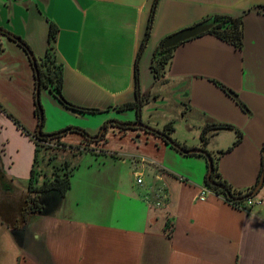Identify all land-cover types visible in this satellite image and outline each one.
<instances>
[{
    "label": "crops",
    "instance_id": "0c3cea01",
    "mask_svg": "<svg viewBox=\"0 0 264 264\" xmlns=\"http://www.w3.org/2000/svg\"><path fill=\"white\" fill-rule=\"evenodd\" d=\"M152 3L0 0V28L23 39L36 58H43L49 47V24L56 26L53 55L62 64L63 97L100 110H71L42 87L43 132L74 125L95 135L106 121L137 118L158 130L171 122L175 130L174 118L167 116L175 103L192 134L171 137L187 149L213 153L228 148L234 130H215V124L228 123L240 131V142L220 156L218 169L232 187L249 188L263 168L264 0H158L138 61L140 92L148 100L139 111L117 109L135 99L134 63ZM215 15L242 17V49L201 34L177 45L165 75L155 79L150 64L161 40ZM0 42L1 166L15 185L28 180L35 145L6 113L27 131L36 130L35 74L23 48L6 36ZM109 129L105 142L88 146L73 137L77 134L65 133L61 141L78 146L74 151L81 159L71 187L51 214L17 229L25 230L13 233L0 223L7 254L0 264H264V196H255L264 184L250 209L232 205L211 189L200 200L197 194L207 170L204 155L182 153L140 129ZM109 136H129L133 147H122L112 157L106 148ZM18 188L24 193L26 187Z\"/></svg>",
    "mask_w": 264,
    "mask_h": 264
},
{
    "label": "trees",
    "instance_id": "16d2710c",
    "mask_svg": "<svg viewBox=\"0 0 264 264\" xmlns=\"http://www.w3.org/2000/svg\"><path fill=\"white\" fill-rule=\"evenodd\" d=\"M157 1L158 0H153L149 19H148L146 34L140 44V48L138 50L135 63H134L135 99L134 101L127 102V103L117 106V109L134 108L137 111H139L140 108L143 106V104L146 103L148 100V96H144L140 92L139 79H138V61H139L141 53L143 52L145 48L146 41L149 36V31L152 25V19H153V15L155 12ZM214 17L217 19H220L221 21L219 24L214 26L212 29H210L206 33H210L216 36L220 40L225 41L226 43H229L235 49L240 51L243 47L242 17L241 16L235 17V16H230V15H215ZM55 35H56V26L53 23H50L49 24V47L46 50L43 58L35 57L36 63H37V70H38V77H39L38 84L40 85V90L42 87L49 88V90L53 93V95L65 107L71 110L78 111V112H89V113L100 112L99 109H90V108H85V107L74 105L68 102L63 97L62 92H61L62 82H63L62 64L58 63L55 59V56L53 55V50H54L53 44L55 40ZM1 36H6L8 39L15 42L18 46L23 48V50L27 54L28 52L32 53L29 45L20 37H17L9 33L3 28H0V37ZM162 41L163 40H161L159 45L156 47L153 53V56H152L151 64H150V69L155 79H159L165 75L166 71L169 68L171 59H172L173 49L175 48V47L166 48V49L160 48ZM2 50L3 48L0 42V53ZM34 74H35V71H34ZM213 81L217 85H219L221 88H223L225 91L227 92L230 91L218 81H215V80ZM36 86H37V82L35 80V88ZM40 108L41 110H43L42 105H40ZM0 109L3 110L1 106H0ZM6 114L8 117L12 119V121L17 125L19 129H21V131L24 134L31 137L35 145L33 163L30 169V175L27 180V185L24 190V196L22 199V203L19 206L18 216L16 219L13 218L12 222H7L5 219H2L0 217V223L4 224L7 228L18 229L22 227L23 224L32 221L33 218L51 214L58 200L65 196V193L71 187V177L73 175V170L75 169V166L72 165L71 158L69 159L65 158L62 155L63 153L62 152L59 153V152L60 151L64 152V151H67L68 149V151L71 154L70 156L72 157L75 155L74 150L79 149V148L78 146L74 147L73 145H68L62 142L61 138L65 135V133L61 134L60 133L61 130L52 132V133L43 132L42 127L44 123V110H43V116H40L39 107L36 104V101H35L34 115L37 119V127L38 125H41L40 126L41 135H37L36 130L33 132L27 131L15 117H13L9 113H6ZM106 123H104L103 125H105ZM111 127H117L119 128V131L131 129L128 127H124L122 125L121 126L111 125ZM66 128L70 129V131H68L69 133H75L79 135L81 138H83L82 142L85 141L86 143H92V142H97L100 140L103 142L106 141L104 137L107 131L103 133L98 140H93L90 138V135H88V133L80 127L67 126ZM221 128L233 129L235 133V139L228 148L217 150L213 153L209 152L213 158V168L211 171H209V166L207 162V170H206L205 177H204V183L206 186H208L211 190H213L217 194L223 195L225 200L231 203L232 205L241 207L247 198L242 199V200H236V198L242 197L245 194L251 192L256 186V184L258 183L261 173L259 174V176L257 177V180L252 186H250L249 188L243 189V190L232 187L221 176L219 169H218V159L220 158L221 155L231 150L241 140L240 131L233 125L228 124V123L215 124V127H214L215 130L221 129ZM140 130H142L143 132L147 134H153L157 136L155 133H152L150 131H146L144 129H140ZM173 130L174 128L171 122L164 125L163 128L161 129V131L170 138H172L171 134L173 133ZM205 133H206L205 129H202L201 135H200L202 143H206V140H207ZM159 138H161L164 142H166L163 137H159ZM175 148L178 151H180L177 147ZM209 179L210 181H213L217 183L218 185H222L223 187L219 188V187L213 186L212 184H210ZM8 181L12 185L13 179H11L10 177H7L5 173L3 172V169L1 166V151H0V184H1V188L5 192H8V191L10 192L12 190V186L10 185V183H8ZM227 193H229L231 196L229 197Z\"/></svg>",
    "mask_w": 264,
    "mask_h": 264
},
{
    "label": "water",
    "instance_id": "95a60500",
    "mask_svg": "<svg viewBox=\"0 0 264 264\" xmlns=\"http://www.w3.org/2000/svg\"><path fill=\"white\" fill-rule=\"evenodd\" d=\"M220 21H221L220 19H217L214 16H212V17L206 18L203 21H200V22H198V23H196V24H194V25H192L190 27H186V28L180 29V30L168 35L167 37H165L163 39L162 43H161L160 48L166 49V48L176 47L177 45H179L180 43H182V42H184V41H186L188 39H191L193 37H197V36H199L201 34L206 33L207 31L212 29L214 26L219 24ZM15 39H17V38H15ZM28 56L30 58L31 64H32L33 69L35 71V80L37 82V86L35 88V101H36V104L39 107L40 116H43V110H41V108H40V105H41L40 104V98H39V96H40V85L38 84L39 77H38L36 58L33 55V53H31V52H28ZM229 93L238 101L237 96L233 92L229 91ZM240 105H241V107L243 109H245V111H247L244 105H242L241 103H240ZM123 124L126 127H130V128H133V129L134 128H136V129L140 128V129H144L146 131H150L152 133H155L157 136L163 137L167 143H170L171 145L177 147L182 153H185V154L199 153V154L204 155L206 157V159H207V162H208L209 171L212 170V168H213V158L210 155V153L208 151H206L205 149H202L200 147H194V148L187 149V148L183 147L182 145H180L179 143H177L174 139L166 136L161 130L155 129V128L143 123L141 120L124 122ZM40 126L41 125H38V127L36 129L37 135H41ZM104 130H105V127L101 128L100 132L98 134H95V135L88 134V135H90L91 139L98 140L101 137V135L103 134ZM68 131H70V129L69 128H65V129H62L60 131V133L64 134V133H66ZM262 154H263V168H262L260 179H259L258 183L256 184V186L254 187V189L251 192L245 194L242 197L236 198V200H242V199H245V198L253 197L258 192V190L263 186V184H264V149H263ZM209 182L213 186H216V187H219V188L223 187L222 185H218L217 183H215L213 181H210V179H209ZM227 195L229 197L231 196L229 193H227Z\"/></svg>",
    "mask_w": 264,
    "mask_h": 264
},
{
    "label": "rangeland",
    "instance_id": "374dc122",
    "mask_svg": "<svg viewBox=\"0 0 264 264\" xmlns=\"http://www.w3.org/2000/svg\"><path fill=\"white\" fill-rule=\"evenodd\" d=\"M39 98H40V96H39ZM40 103H41V100H40ZM41 105H42V103H41ZM175 105L176 104L173 103V107L171 106L170 112L167 115V116L171 115V117L174 118L173 122H175V124H174L175 130H173V133L171 135L177 137L178 139H183L184 137L188 138L187 136L191 137L192 133L190 132L189 128L187 129V126H186V123L184 122V120H181L182 110L178 111V109L176 108ZM42 107H43V105H42ZM180 108H182V107H180ZM43 110H44V108H43ZM44 116H45V114H44ZM150 123L152 125L156 126V124L153 123L152 121ZM71 126H74V125H71ZM76 127H79V126H76ZM114 128H117V127H114ZM117 130H119V128H117ZM124 136H126V135H124ZM124 136H122L120 138L118 136H116V137H113V136L110 137L109 136L108 137V144L106 147V148H108L107 150L110 151V153H108V155L117 158L119 153L118 154H116V153L118 151L121 153L122 147H123L122 149H125V150L127 148L133 147V145L131 144L129 136H127L126 138ZM73 137H77L78 139H80V142H82L83 138H81L79 135H76ZM104 138L106 139V137H104ZM80 142H78V143H80ZM83 142L86 143L85 141H83ZM86 144L88 146L90 143H86ZM203 144L205 145V143H203ZM61 152L65 155H68V156L71 155L70 152L68 151V149H67V151H64V152L60 151L59 153H61ZM73 157L74 156L71 157V161H72V165L75 166V169H76L81 164L80 163L81 159L78 158L76 155L74 158ZM83 164H84V161H83ZM82 168H84V167H82ZM79 171H81V170H79ZM79 180H80V177H74V181L78 182ZM8 183H10V182L8 181ZM15 183H16L15 185L13 183L11 185V183H10V185L12 186V190L10 192L9 191L8 192L3 191V189L1 188V184H0V217L2 219H5L7 222H12V219L13 218L16 219L18 216L19 206L22 203V199L24 196V193L22 192V190L20 191L18 187H23V186L26 187L27 181L26 180L25 181L20 180V181H15ZM259 194H262L264 196V186L259 191V193H257L255 196H259ZM84 201L88 202V199H85ZM23 230H25V229H22L19 231H23ZM11 231H13V233L19 232V231H17V229H11ZM4 258H7V254L5 253L4 249L2 248L1 240H0V259L3 260ZM8 260H9V257H8Z\"/></svg>",
    "mask_w": 264,
    "mask_h": 264
},
{
    "label": "built area",
    "instance_id": "2783aa9c",
    "mask_svg": "<svg viewBox=\"0 0 264 264\" xmlns=\"http://www.w3.org/2000/svg\"><path fill=\"white\" fill-rule=\"evenodd\" d=\"M141 160H142V162L147 161V162L152 163L151 161H149V160H147V159H145V158H142ZM136 182H137L138 184H140V183L142 182L141 176L138 175V174H137V177H136ZM209 192H210V188H209L208 186L204 185V186H202V187L200 188V190H199V192H198V194H197V198L200 199V200H204V199H205V196H206L207 193H209ZM259 202H260V201H259ZM253 203H254V200H253L252 197H251V198H247V199L244 201V203H243V205L241 206V208H243V209H250V207L252 206Z\"/></svg>",
    "mask_w": 264,
    "mask_h": 264
},
{
    "label": "flooded vegetation",
    "instance_id": "af4514ba",
    "mask_svg": "<svg viewBox=\"0 0 264 264\" xmlns=\"http://www.w3.org/2000/svg\"><path fill=\"white\" fill-rule=\"evenodd\" d=\"M136 120H140V118H137ZM107 122V123H106ZM106 122H104V123H106L105 125H101V127L99 128V131L96 133V134H98L99 132H100V129L101 128H103V127H105V130H104V132L103 133H105L106 131H108V129L111 127V125H117V126H124V127H126L122 122H120V121H115V120H111V121H106ZM128 128H130V127H128ZM131 129H133V128H131ZM134 129H136V128H134ZM137 129H140V128H137ZM106 135V134H105Z\"/></svg>",
    "mask_w": 264,
    "mask_h": 264
}]
</instances>
